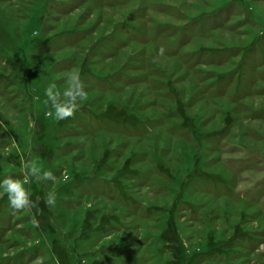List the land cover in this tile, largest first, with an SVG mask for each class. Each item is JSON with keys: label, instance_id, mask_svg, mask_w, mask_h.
Listing matches in <instances>:
<instances>
[{"label": "rangeland", "instance_id": "obj_1", "mask_svg": "<svg viewBox=\"0 0 264 264\" xmlns=\"http://www.w3.org/2000/svg\"><path fill=\"white\" fill-rule=\"evenodd\" d=\"M5 177L0 264H264V0H0Z\"/></svg>", "mask_w": 264, "mask_h": 264}, {"label": "clouds", "instance_id": "obj_2", "mask_svg": "<svg viewBox=\"0 0 264 264\" xmlns=\"http://www.w3.org/2000/svg\"><path fill=\"white\" fill-rule=\"evenodd\" d=\"M65 79L68 86L60 92L55 83H49L45 88L46 103L50 104L54 110L56 120H64L74 114L75 106L85 97V86L78 73L69 72ZM51 114V113H50ZM24 174L37 181L48 183L55 182L56 176L51 170H44L36 160H28L22 164ZM0 193L6 195L9 206L15 211H21L26 208H34L39 201L32 200L30 192L21 181L15 177H5L0 179ZM44 203L50 208L56 205V196L54 193H46Z\"/></svg>", "mask_w": 264, "mask_h": 264}]
</instances>
